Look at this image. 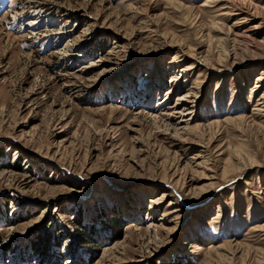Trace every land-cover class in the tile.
I'll return each mask as SVG.
<instances>
[{
  "label": "rangeland",
  "instance_id": "rangeland-1",
  "mask_svg": "<svg viewBox=\"0 0 264 264\" xmlns=\"http://www.w3.org/2000/svg\"><path fill=\"white\" fill-rule=\"evenodd\" d=\"M225 2L0 0V264H264V0Z\"/></svg>",
  "mask_w": 264,
  "mask_h": 264
},
{
  "label": "bare ground",
  "instance_id": "bare-ground-1",
  "mask_svg": "<svg viewBox=\"0 0 264 264\" xmlns=\"http://www.w3.org/2000/svg\"><path fill=\"white\" fill-rule=\"evenodd\" d=\"M214 1V0H213ZM218 1V0H217ZM226 6H225V8H227V7H230L231 6V8L234 6V4H235V2H234V0H226V2L224 3ZM223 8V7H222ZM235 9H237V8H235ZM234 9V10H235ZM240 9V8H239ZM240 10H242V9H240ZM242 12H243V10H242ZM245 12V11H244ZM234 14H238V12L237 13H235L234 12ZM37 17H35V18H33V17H31V18H29V20H28V23L30 24V23H36V22H38L37 21V19H36ZM249 18V17H248ZM246 20H248V19H246ZM253 27V26H252ZM192 68V67H191ZM262 79H264V72H263V75H261L260 77H259V80H262ZM189 103V102H188ZM188 104H186L185 102H182L181 104H177V105H175V107H173L172 109H171V112L169 113V115H168V117L172 120L173 118L175 119V116H171V114H175V115H178V114H180V117H181V119L182 118H184V117H186L187 115H184L185 114V111H188V112H191V108H193V107H191V106H187ZM187 113V112H186ZM166 114V113H165ZM190 114H192V113H190ZM171 116V117H170ZM179 116V115H178ZM189 119L190 118H185L184 119V121L183 120H181L180 122H178V123H176L175 124V130H174V133L176 132L177 134H178V131H179V125H181L183 122L186 124V123H188V121H189ZM170 121V120H169ZM167 125V124H166ZM181 130V129H180ZM162 198H165V194L163 195V197ZM115 248V250L116 251H119L118 249H119V246H115L114 247Z\"/></svg>",
  "mask_w": 264,
  "mask_h": 264
}]
</instances>
